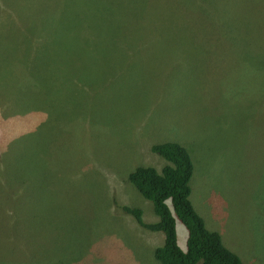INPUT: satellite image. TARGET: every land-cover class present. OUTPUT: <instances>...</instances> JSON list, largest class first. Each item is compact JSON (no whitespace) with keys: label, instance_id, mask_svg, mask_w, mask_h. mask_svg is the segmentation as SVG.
I'll list each match as a JSON object with an SVG mask.
<instances>
[{"label":"rangeland","instance_id":"374dc122","mask_svg":"<svg viewBox=\"0 0 264 264\" xmlns=\"http://www.w3.org/2000/svg\"><path fill=\"white\" fill-rule=\"evenodd\" d=\"M168 141L206 226L264 264V0H0V264H162L122 206L158 220L128 176Z\"/></svg>","mask_w":264,"mask_h":264},{"label":"trees","instance_id":"16d2710c","mask_svg":"<svg viewBox=\"0 0 264 264\" xmlns=\"http://www.w3.org/2000/svg\"><path fill=\"white\" fill-rule=\"evenodd\" d=\"M6 147L1 146L2 153ZM190 148L193 147L177 141L155 143L152 150L167 161L162 169L140 165L129 173V181L153 202L157 221H144L140 207L123 205L122 209L144 228L164 233V244L154 250L162 264H242L241 257L224 243L221 234L206 226L191 200L194 155ZM178 221L187 230L185 248L179 244Z\"/></svg>","mask_w":264,"mask_h":264},{"label":"crops","instance_id":"0c3cea01","mask_svg":"<svg viewBox=\"0 0 264 264\" xmlns=\"http://www.w3.org/2000/svg\"><path fill=\"white\" fill-rule=\"evenodd\" d=\"M18 137V136H17ZM8 140H10V138L8 137L7 139H6V141H8ZM5 143H3L2 145H4Z\"/></svg>","mask_w":264,"mask_h":264},{"label":"clouds","instance_id":"9594fccd","mask_svg":"<svg viewBox=\"0 0 264 264\" xmlns=\"http://www.w3.org/2000/svg\"><path fill=\"white\" fill-rule=\"evenodd\" d=\"M193 162H194V158H193ZM194 165H195V162H194ZM195 169V168H194ZM177 229H178V225H177Z\"/></svg>","mask_w":264,"mask_h":264},{"label":"bare ground","instance_id":"6f19581e","mask_svg":"<svg viewBox=\"0 0 264 264\" xmlns=\"http://www.w3.org/2000/svg\"><path fill=\"white\" fill-rule=\"evenodd\" d=\"M5 9V8H4ZM120 18V17H119Z\"/></svg>","mask_w":264,"mask_h":264}]
</instances>
